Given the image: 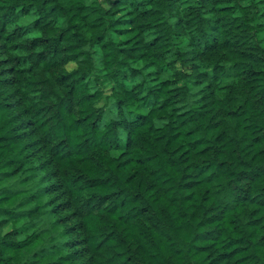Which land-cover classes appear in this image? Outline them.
<instances>
[{"label": "trees", "instance_id": "16d2710c", "mask_svg": "<svg viewBox=\"0 0 264 264\" xmlns=\"http://www.w3.org/2000/svg\"><path fill=\"white\" fill-rule=\"evenodd\" d=\"M0 264H264V0H0Z\"/></svg>", "mask_w": 264, "mask_h": 264}]
</instances>
